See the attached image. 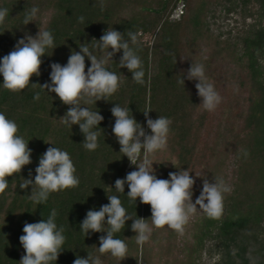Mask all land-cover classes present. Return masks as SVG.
<instances>
[{"label": "trees", "instance_id": "obj_1", "mask_svg": "<svg viewBox=\"0 0 264 264\" xmlns=\"http://www.w3.org/2000/svg\"><path fill=\"white\" fill-rule=\"evenodd\" d=\"M179 1V17L171 19ZM221 1L0 0V8L8 9L0 24V58L26 34L34 37L39 28L51 31L55 45L41 58V75H33L24 90L5 89L0 74V112L17 123V134L32 149V163L19 174L7 177L8 188L0 194V264H19L25 254L19 241L24 223L47 219L52 209L57 211L55 222L58 228L64 227L66 239L57 261L50 264H73L77 256L87 258L88 253L99 257L102 264H197L204 240L211 238L217 239L223 249V264H264V25L258 21L257 27L252 24L240 39L241 47L236 40L220 38L210 31L207 17ZM251 1L233 0L241 10ZM254 1L264 15V0ZM33 6L39 9L35 20L24 24L25 13ZM80 16L84 17L83 23L78 20ZM111 27L125 33L126 40L128 31L138 34L139 43H129L141 58L144 83H136L132 73L119 66L122 49L107 60V69L120 77L121 84L109 100L87 105L81 101L82 107L104 117L93 129L100 133L99 147L88 151L79 125L69 128L61 123L70 106L40 85L51 83V63L66 65L72 51H80L82 44L88 45L98 58L105 56L92 45ZM156 29L152 44L142 40ZM192 62L204 65L208 82L222 97L214 111L203 109L195 88L198 81L187 79ZM85 65L87 72L91 66L87 57ZM182 78L184 84L179 83ZM37 92L39 100L33 98ZM115 104L129 108L149 134L143 114L147 108L152 109V119L165 116L172 121L167 148L149 157L154 161L155 174L169 179V172L188 170L195 179L193 203L205 178L209 182L222 178L233 191L224 194L219 219L209 218L197 205L182 235L167 225L155 228L149 204L141 203L139 198L136 202L129 200L127 184L124 194L116 191L115 180L138 169L133 165L127 170L129 160L119 152L120 144L112 133L115 117L110 109ZM55 146L69 153L80 183L78 187L50 193L46 203L37 205L29 199L32 186L21 189L19 182L22 177L34 180L40 156ZM142 159L143 152L141 162ZM107 195L119 196L129 215L145 218L153 227L150 239L141 247L131 229L133 221H126L125 228L114 234L128 246V256L121 261L110 253H99V237L106 236V232L89 230L85 236L80 230L88 210H99L109 203ZM106 220L107 217L105 224Z\"/></svg>", "mask_w": 264, "mask_h": 264}, {"label": "clouds", "instance_id": "obj_2", "mask_svg": "<svg viewBox=\"0 0 264 264\" xmlns=\"http://www.w3.org/2000/svg\"><path fill=\"white\" fill-rule=\"evenodd\" d=\"M38 11L36 6L27 11L24 24L34 21ZM7 15L8 9L0 8V24L4 22ZM78 20L83 23L84 17L80 16ZM127 36L128 40L124 38L125 33L112 27L108 28L99 40H96L97 43L92 45L93 49L105 52V56L98 58L88 45L82 44L79 46L80 51H72L66 65L62 66L57 62L50 64L51 83L39 84L49 93L54 92L65 105L70 106L65 115L61 117V123L69 128H72L74 124L79 125L85 137L83 146L88 151H95L99 147L100 133L93 129L99 126L104 117L98 111L82 107L81 101L83 100V104L87 105L96 104V101L101 99L109 100L108 98L118 90L121 84L120 77L107 69V60L122 49L123 55L120 57L119 66L126 67L132 73V79L136 83H144L145 73L141 58L129 43L130 40L132 45H137L139 43L138 34L128 31ZM49 48H55L54 37L49 30L39 28L34 37L26 34L19 39L14 49L0 58L3 87L12 92L24 90L33 75H41L40 68L43 63L41 58ZM109 48L112 51H109ZM85 57L91 61L87 72L85 71ZM186 76L189 80L198 81L195 88L198 90V96L202 98L200 104L203 109L209 112L214 111L222 102V97L214 85L208 82L204 65L192 62ZM179 83L184 84V79L182 78ZM35 84L33 83V86ZM33 98L39 100L40 93H35ZM151 110L149 107L143 111L147 128L151 130L149 134L137 122L132 112L130 114L129 108L115 104L110 109L115 117L112 133L120 144L119 152L127 156L130 164L138 169L128 172L123 179L117 178L115 189L124 194V186L127 184L129 200L136 202L139 198L141 203L151 206L152 226L163 228L167 225L182 235L190 214L195 212L197 205L209 218L219 219L223 214L224 194H230L233 189L222 178H214L215 182H209L205 178L202 191L193 203L195 179L188 170L169 172V179L158 178L153 168L154 161L149 157L167 148L172 121L165 116L152 119L149 116ZM17 133V123L8 119L4 112H0V194L8 188L7 177L19 174L25 165L32 163V149L28 147V141ZM47 142L53 144L51 141ZM244 155H248L247 151ZM35 172L34 180L22 177L19 187L26 190L31 185L29 199L37 205L46 203L50 193L75 188L80 183L78 176L75 175L76 168L69 153L56 146L48 147L40 156ZM31 175V170H29V177ZM196 176L202 175L196 174ZM107 199L109 203L101 205L99 210L87 211L80 224V230L85 236L89 235V230L106 232V236L99 237V253H110L112 257L121 261L128 256V246L124 240L115 238L114 234L125 228L126 221H133L131 229L136 233V243L141 247L150 239L153 227H150L145 218H135L129 215L119 196L107 195ZM56 216V209H52L47 219L35 223H24V234L19 237V241L25 254L19 264H50L52 261H57L66 237L63 234L64 227L58 228L55 222ZM105 225L108 226L107 229ZM73 264H102V262L99 257H93L88 253L87 258L77 256Z\"/></svg>", "mask_w": 264, "mask_h": 264}, {"label": "rangeland", "instance_id": "obj_3", "mask_svg": "<svg viewBox=\"0 0 264 264\" xmlns=\"http://www.w3.org/2000/svg\"><path fill=\"white\" fill-rule=\"evenodd\" d=\"M230 3L223 0L212 7L207 17L208 27L213 34L230 41L236 40L239 43L238 47H241L240 39L252 24L254 27H257L259 23L264 25V15H261L259 4L254 0L248 3L243 10L239 6L236 7L233 0ZM181 7L182 3L179 1L170 15L171 19L179 17ZM256 21L259 23H255ZM155 33L157 29L153 34H146L142 40L152 44ZM203 244L199 259L196 261L197 264L224 263L225 255L217 239H206Z\"/></svg>", "mask_w": 264, "mask_h": 264}, {"label": "water", "instance_id": "obj_4", "mask_svg": "<svg viewBox=\"0 0 264 264\" xmlns=\"http://www.w3.org/2000/svg\"><path fill=\"white\" fill-rule=\"evenodd\" d=\"M133 165L130 164V162L128 163L127 165V170H130V168L132 167Z\"/></svg>", "mask_w": 264, "mask_h": 264}]
</instances>
